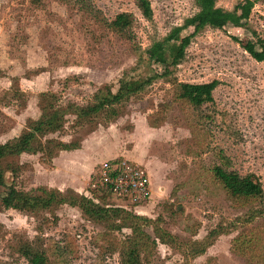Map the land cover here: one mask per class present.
Instances as JSON below:
<instances>
[{"label": "rangeland", "instance_id": "obj_1", "mask_svg": "<svg viewBox=\"0 0 264 264\" xmlns=\"http://www.w3.org/2000/svg\"><path fill=\"white\" fill-rule=\"evenodd\" d=\"M88 1L108 20L131 13L135 17L133 43L142 53L152 41L197 12L194 0H148L153 17L146 21L137 0ZM241 1L216 0V5L232 10ZM36 4L0 0V144L19 135L26 119L39 117L41 93L54 91L65 103H85L103 84L116 91L124 71L137 60L132 46L113 33H106L110 43L102 49L104 45L95 40L101 32L77 8L61 0H38ZM257 40L264 42V0H256L240 26L224 24L195 36L176 68L174 77L181 83L217 81L212 104L198 113L175 103L163 112L164 122L150 128L148 119L173 98L172 86L160 79L112 123L78 127L75 117L68 116L64 129L48 138L63 143L77 139L75 151L55 150L51 157L22 155L18 162L23 167L14 187H10L12 175L6 174L0 198L10 188L72 189L91 197L88 191L93 190L94 176L103 164L86 166L83 155H89L97 143L114 155L110 158L138 165L150 180L146 201L133 206L128 199H118L120 205L133 211L142 207L137 215L151 219L161 215L163 227L181 242L190 240V230L198 227L193 239L202 240L218 223L245 211L233 208L215 181L212 169L224 163L222 155L231 170L259 180L264 191V64L243 49L247 42ZM144 75L143 69L132 72L135 78ZM72 77L78 80L67 82ZM165 204L178 207L181 214L170 216L163 210ZM55 215L56 220L49 213L34 216L0 209V264H30L20 252L25 245L67 247L71 250L68 264H119L117 254H101L98 234L103 228L84 219L78 208L63 205ZM236 234L218 237L195 259L158 244L143 264H247L231 252Z\"/></svg>", "mask_w": 264, "mask_h": 264}, {"label": "trees", "instance_id": "obj_2", "mask_svg": "<svg viewBox=\"0 0 264 264\" xmlns=\"http://www.w3.org/2000/svg\"><path fill=\"white\" fill-rule=\"evenodd\" d=\"M37 1L31 0L34 6H37ZM61 1L71 8H77L98 28L101 34H98L95 40L104 45L102 49L110 43L106 33H113L123 43L132 46V52L136 54L137 60L133 67L124 71L116 91H113L112 85L103 84L91 93L85 103L77 101L65 103L61 95L54 91L41 93L38 102L39 117L26 119L19 135L0 144V187H6L8 173L12 175L10 187H14L15 179L23 167L18 162L22 155L41 153L51 157L55 150L70 151L78 147L77 139L63 143L48 138L64 129L68 116L75 117V124L78 127L93 124L96 128L101 123H112L124 115L126 108L157 80H164L172 86L173 98L170 102L161 104L156 116L148 119L150 128L159 127L165 120L163 112L175 103L198 113L204 106L212 104L213 92L218 86L217 81L203 84L181 83L174 77L175 70L184 60L186 50L195 36L206 29H220L224 24L240 26L249 18L256 3V0H243L232 10H226L218 7L216 0H194L197 12L185 18L180 26L173 27L166 36L152 41L142 53L133 43L132 28L135 17L131 13H119L112 20H108L88 0ZM136 6L143 19L152 20L153 13L148 0H137ZM183 32L187 34L181 36ZM243 49L253 60L264 64L263 41H249L243 45ZM154 67H158V70ZM139 69H143L145 75L133 77L132 72ZM76 80L78 77H72L67 82ZM206 117L204 114L203 119ZM221 160L224 163L212 169L215 181L223 189L230 205L237 210L245 211L231 221L218 223L202 240L193 239L199 229L194 227L190 230V240L179 241L163 227L164 219L161 215L155 219L137 215L133 210L120 205L107 188L93 187V190L88 191L91 197L72 189L61 191L54 188H35L24 191L10 188V191L0 198V209L15 210L34 216L49 213L56 220L55 214L61 206L78 208L84 219L103 228L98 234L101 254H117L119 264H143L154 255L158 244L183 254L186 259H195L203 256L218 237L236 232L231 241V252L247 264H264L262 185L259 180L249 175L242 176L231 170L223 155ZM118 161L119 159H115L109 162ZM163 210L172 217L181 214V210L172 204H165ZM1 228L0 224V230ZM148 229L151 230V234ZM20 252L30 264H68L71 250L64 246L34 249L25 245Z\"/></svg>", "mask_w": 264, "mask_h": 264}, {"label": "built area", "instance_id": "obj_3", "mask_svg": "<svg viewBox=\"0 0 264 264\" xmlns=\"http://www.w3.org/2000/svg\"><path fill=\"white\" fill-rule=\"evenodd\" d=\"M92 186L107 188L117 200L128 199L133 206H137L148 198L150 181L139 166L127 160H119L117 163L107 162L101 165Z\"/></svg>", "mask_w": 264, "mask_h": 264}, {"label": "crops", "instance_id": "obj_4", "mask_svg": "<svg viewBox=\"0 0 264 264\" xmlns=\"http://www.w3.org/2000/svg\"><path fill=\"white\" fill-rule=\"evenodd\" d=\"M103 148L104 146L100 144V146L97 145V143H94V145L91 146V152H89V155L88 154H84L83 155V158H84V164L86 166H95L97 164H104V163H107L109 161H113L115 160L116 158L113 157V158H110L109 156H114L110 153H107V152H104L103 151ZM79 149H77L78 151ZM72 152V150H70ZM70 151H66V152H70ZM75 151V150H73ZM82 160V159H81ZM131 162V161H130ZM133 163V162H131ZM135 164V163H134ZM136 165V164H135ZM138 166V165H137ZM150 181V180H149ZM78 192V191H76ZM79 193V192H78ZM150 198V197H149ZM128 209V208H127ZM143 209L142 207H134V212L136 214H140V210Z\"/></svg>", "mask_w": 264, "mask_h": 264}]
</instances>
